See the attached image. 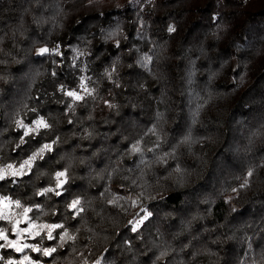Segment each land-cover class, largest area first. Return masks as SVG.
Returning a JSON list of instances; mask_svg holds the SVG:
<instances>
[{
	"label": "trees",
	"instance_id": "obj_1",
	"mask_svg": "<svg viewBox=\"0 0 264 264\" xmlns=\"http://www.w3.org/2000/svg\"><path fill=\"white\" fill-rule=\"evenodd\" d=\"M81 78L95 93L69 111L59 89ZM39 116L51 129L20 144L15 121ZM57 137L0 181L37 223L64 225L29 240L57 248L26 251L40 264H264V0H0V167ZM65 168L63 196L35 195Z\"/></svg>",
	"mask_w": 264,
	"mask_h": 264
},
{
	"label": "snow or ice",
	"instance_id": "obj_2",
	"mask_svg": "<svg viewBox=\"0 0 264 264\" xmlns=\"http://www.w3.org/2000/svg\"><path fill=\"white\" fill-rule=\"evenodd\" d=\"M170 32H174L176 29L173 26H170L168 29ZM116 33H110L109 37L115 36ZM116 47L119 48V41L116 43ZM38 55L44 56L46 54L49 55H62L60 51V46L49 49L48 47H42L38 50ZM144 59L151 63V57L146 56ZM115 72V68L113 67L112 71L105 72L106 76L111 79L112 73ZM55 75V73H53ZM89 78H81V82L78 85V89H65L63 86L60 87L59 91L63 92V94L69 98L70 106L68 108L69 111L73 110V107L77 102H82L85 100V96H93L95 93V88L89 89L87 86V80ZM107 103V102H106ZM109 107H114V105L109 104ZM34 111V110H33ZM72 123L71 120L68 121ZM18 128L23 129V134L20 139V144L26 143L24 137L28 136H39L41 130L51 129L52 125L45 119L44 116H39L34 121L26 124L23 119H18L15 121ZM59 138L53 140L51 143H43L36 150H34L26 159L22 160L19 165L16 164H7L5 166L0 167V181H5L11 178L12 183H16L18 179H22L25 175L31 173L33 165L37 161V159H43L44 154L46 152H51L53 150V145L57 142ZM19 147V145H17ZM131 151L133 153H141L142 149L139 145L133 144ZM152 151V149H149ZM167 153H165V156ZM161 160L164 157L160 158ZM253 175L252 171H248L247 176L251 177ZM55 184L54 186L44 187L38 190L35 195L41 197H47L49 194H53L56 197H61L64 195V192L67 191L65 189V185L68 183V169L65 168L61 171H56L53 177ZM248 184V180L245 179L244 183L241 187H245ZM235 191V189H234ZM121 199L119 197H114L109 203L116 204L118 200ZM137 201H132V205L135 206ZM67 208L73 212V218L80 216L81 213L84 212V207L82 206V201L79 197L72 199L67 205ZM42 205L36 204L35 209H41ZM17 209L19 211H14ZM34 211L32 206H25L21 200L12 199L9 196L0 195V221L7 222L11 225V233L16 238L12 239L9 235V229L5 227H0V249H10L15 253L21 254L20 259H7L5 264H40L38 260H34L31 256L26 254V251L35 252L41 254L43 256H51L53 253L57 251L55 247H41L39 243L30 244L25 242L26 239H36L40 237L41 239L53 240L56 237L53 236V232L57 229H64V225L60 223L50 224V223H37L36 219L30 216L29 214ZM146 215L136 222L133 226V231L136 230V226L143 222L144 219H147L151 216L150 212H147L146 209H143ZM47 215V213H44ZM21 224H24V227H21ZM76 237L74 235L69 234V232L65 229L62 234L59 235V240L61 242V246L65 241H74ZM163 255V253H161ZM5 256L0 255V261H4ZM86 264V262H85ZM96 264H100L99 261H96Z\"/></svg>",
	"mask_w": 264,
	"mask_h": 264
},
{
	"label": "rangeland",
	"instance_id": "obj_3",
	"mask_svg": "<svg viewBox=\"0 0 264 264\" xmlns=\"http://www.w3.org/2000/svg\"><path fill=\"white\" fill-rule=\"evenodd\" d=\"M142 218H140L139 220H141ZM138 221V220H137ZM136 221V222H137ZM136 224V223H135ZM25 225L24 224H21V227H24ZM138 226V225H137ZM9 235H10V238H12V239H15L16 237L14 236V235H12V233H11V225H10V229H9ZM30 240V238L29 239H26L25 240V242H27V243H30V244H32L33 242H31V241H29ZM0 243H3L2 241H0ZM28 255V254H27ZM21 258V255L19 256V258L18 259H20Z\"/></svg>",
	"mask_w": 264,
	"mask_h": 264
}]
</instances>
